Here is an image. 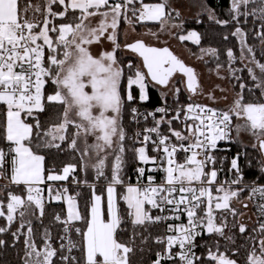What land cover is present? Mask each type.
Wrapping results in <instances>:
<instances>
[{"label":"snow or ice","instance_id":"obj_1","mask_svg":"<svg viewBox=\"0 0 264 264\" xmlns=\"http://www.w3.org/2000/svg\"><path fill=\"white\" fill-rule=\"evenodd\" d=\"M201 10L216 24L232 26L230 35L239 44V57L231 48L225 52L228 77L220 75L225 65L219 62L217 49L201 48L199 54L200 59H215L218 78H228L238 89L225 108L192 101L193 96L204 95L197 73L168 47L143 40L120 42L122 23L134 31L136 23L156 22L160 29L148 33L156 40L163 32L174 35L171 29L183 33L184 21L172 0L154 4L144 0H0V104L6 106L0 125V180L5 181L0 184V219L4 221L0 264H7L4 256L9 248L19 264H204L197 247L206 249L210 264H239L219 250L221 241L235 245L238 238L245 243L233 248L232 255L247 246L244 264H264V183L260 182L264 180V0H230L229 19L224 20L203 4ZM95 16L100 20L93 26ZM178 39L201 42L195 30ZM249 39L258 41L259 58ZM106 41L111 49L93 55L90 47H103ZM121 51L142 58V67L130 59L125 62ZM237 62L243 67H234ZM177 73L182 75L174 80ZM48 84L53 86L50 93ZM150 87L162 88L160 104L142 111L141 106L151 100ZM185 91L188 97L181 102ZM246 94L256 98L249 100ZM207 98L217 100L212 90ZM57 105L62 106L58 122H42L40 114ZM125 118L130 126H137L131 135ZM234 118L242 122L234 124ZM149 120L151 126L139 127ZM174 122L182 128H175ZM241 133L252 137L250 147L262 157L260 175L245 181L240 158L247 152L238 151L230 160L229 177L220 180L227 157L215 155L218 143H242ZM89 137L94 142L89 143ZM128 140L133 142L131 148L126 147ZM181 152L183 162L177 158ZM60 153H78L79 160L65 163L59 172L46 169V155ZM109 157L113 161L110 177L105 174ZM128 164L135 165V185H125ZM90 170L95 179L108 180L106 208L95 185L89 184ZM156 172L164 173L158 183ZM47 181L89 187L92 198L86 203L87 215H82L77 203L80 194L68 195L67 187L54 191L48 185L46 198L41 185ZM117 185H125L119 199L126 203V212L119 208ZM245 192L256 210L251 228L240 219L245 213L232 207V201ZM53 200L66 201L67 212L62 216L53 211L45 224L46 203ZM242 206L247 209L249 204ZM183 217L187 223H168ZM78 221L85 222L86 230L76 226ZM160 224H166L167 234L153 236L149 229ZM57 225L62 227L54 246ZM118 232L129 233L127 242L117 238ZM204 235L209 239L197 245V238ZM152 244L163 247L153 250ZM146 254L147 260L143 259Z\"/></svg>","mask_w":264,"mask_h":264},{"label":"trees","instance_id":"obj_2","mask_svg":"<svg viewBox=\"0 0 264 264\" xmlns=\"http://www.w3.org/2000/svg\"><path fill=\"white\" fill-rule=\"evenodd\" d=\"M153 0H144L145 2H150ZM33 2L35 3L36 0H33ZM229 3L230 0H208V5L209 7L215 12L216 16L221 19H229ZM145 26H147L148 28L151 29H159L160 25L158 23H146ZM123 27V23L120 26V30ZM246 29L249 27L248 25L244 26ZM138 30L141 28V25H139ZM184 29L185 31L182 34H187V31L189 30H195L197 31L200 36H201V42L199 45H194L188 42H183L184 45H186L187 47L193 49V50H199L201 48H213V49H217L219 54H220V58L222 60L226 59V55L225 52L228 48H231L234 51V54L239 57V46H238V42L237 39L235 37H232L230 35L231 31L233 30L232 26H221L219 24H216L214 21L209 20L207 17L202 16L201 18H199L198 20H187L184 22ZM225 35L229 36V39L225 40L223 37ZM121 39V38H120ZM249 43H252L255 45L256 50H257V54H258V58H259V54H260V45L258 43V41H254L252 39H249ZM125 60V62H127V60H132L133 63L136 64V60L133 58H126V57H122ZM264 62V61H262ZM234 66H236L237 68H242V64L237 62L234 64ZM243 75H247L246 72L243 73ZM53 86L51 84L46 85V91L48 93H50L52 91ZM235 91H238V89H235ZM148 94L151 97L150 102L143 104L141 107H154V106H159L160 104V98H159V92L150 87L148 89ZM188 97V94L186 92H183L180 95V100L181 102H184ZM246 98L249 100H253L256 97L250 96L246 94ZM193 101V99H192ZM194 102V101H193ZM169 103H171V100L169 99ZM62 111V106H55L54 110H51L50 112H45V113H41L40 114V119L41 121H48L49 123H57L58 120L56 119V116L59 114V112ZM6 112V106L3 104H0V125L3 124L4 121V114ZM51 115L52 119L49 120V116ZM29 122H32L31 120H29ZM233 123L235 124V118L233 119ZM125 125L128 129V133L129 135L132 133L133 130V126L128 124V120L127 118H125ZM133 146V142L131 140L126 141V147L127 148H131ZM238 151H246L247 152V156L244 157L242 159V169L244 171V179L245 181H251L253 179H255L258 175H260L259 173V165H260V161L262 159V157L260 156V154L252 149L251 147L247 146H242L240 143H235L232 151L230 152H223L221 154H218L217 157L220 158L221 155H227L228 158H232V156H234ZM42 154H44L42 152ZM126 157L130 160L132 157V153L129 151L126 153ZM79 160V154H72V153H60V154H47L46 155V160H45V167L46 169H52L55 168V170L57 172L60 171V169L62 168V166L65 163H77ZM249 162L251 167H249ZM229 162L225 163V173L223 175V179H225L226 177H229L228 174V167H229ZM135 165L134 164H128L125 167V171L123 173L124 176V180H125V185L132 183L134 181V177H135ZM47 174V173H46ZM106 176L111 175L110 169L105 171ZM78 175L83 176L84 174L82 172H79ZM87 179L89 181V184H94L95 185V192L96 193H104L108 184V180L101 178L99 180L95 179V172H92L91 170L89 171L88 175H87ZM260 182H264V180H261ZM68 190L72 195H75L77 193H79L80 195L77 196V202L78 205L80 207L81 213L82 215H87V208H86V203L90 204L91 202V198H92V191L89 187H86L84 185L81 186H77L74 183H71L70 181H68ZM125 185H118L117 189L120 191H126L125 189ZM215 194V193H214ZM247 192L243 193L241 198H246L247 197ZM119 203V208L121 209L122 212H126L127 210V205L126 203L122 200L119 199L118 201ZM46 211H47V215L45 216L44 219V223L48 224L49 221L51 220V213L53 211L55 212H59L61 213L62 216L66 215V208L64 204H57V203H46ZM240 211V210H239ZM242 212V211H240ZM4 223V221L2 219H0V225H2ZM76 226L81 227L82 229L86 230V225L85 222L83 221H79L78 223H76ZM253 226V225H252ZM251 226V227H252ZM15 227V225L13 226ZM62 226L57 225L56 228L53 229V237H54V246L58 245V241L55 240V237H57L59 235V229ZM250 227V228H251ZM149 231L153 234V236L156 235H160L161 234V228L157 227V226H152ZM128 232H118L117 234V238L123 242H127L128 240ZM10 239V237H9ZM78 239H80V237H78ZM209 237L206 235L204 237H202L199 240V245H202L204 241L208 240ZM244 240L241 238L237 239V242L235 245H228L226 244L224 241L220 242V251L221 252H225L227 255L231 256L233 259H236L239 264H244L245 262V258L247 256V246L245 248H242L239 255L233 256L232 255V249L239 247L241 244H244ZM37 244L41 245L42 241L39 239V234L37 236ZM20 249H22V245L19 246ZM152 248L153 250H157L162 248V246L160 245H155L152 244ZM22 251H20V255H22ZM77 255H80L79 253H77ZM197 255L198 256H202L204 257V264H210V262L206 259L207 257V251L204 247H199L198 251H197ZM145 260L148 259V254H146L144 256ZM152 259H155L154 256H152ZM4 260L7 262V264H19V257L16 255V253L9 248L7 253H5L4 256ZM150 264V262H149Z\"/></svg>","mask_w":264,"mask_h":264},{"label":"rangeland","instance_id":"obj_3","mask_svg":"<svg viewBox=\"0 0 264 264\" xmlns=\"http://www.w3.org/2000/svg\"><path fill=\"white\" fill-rule=\"evenodd\" d=\"M157 2H159V0H153V1L145 2V3L154 4ZM202 4L205 7H208L210 10H212L208 5V0H172V6L180 12L181 18L183 19L184 22L187 20H198L202 16L207 17L209 19L208 12H204L201 10ZM99 20H100L99 16L92 17L91 22L93 26H95L99 22ZM146 23H156V22L145 21L142 23H136L134 31L132 30L131 26H129L126 23H123V27L120 31L124 34L121 36L120 42L123 44L125 42H134L136 40H143L148 45H152L156 47H165V46L168 47L187 66L193 67L197 73L198 83L200 84L204 92V95L193 96L192 99L195 103L206 104L214 108H225L231 103V101L234 99L236 95V91L233 89L232 83L229 82L228 78L226 79L218 78L215 72V66L217 63L215 59H213L210 56H204L203 59H200L199 54H200L201 49L193 50L187 47L186 45H184L183 42H188L191 44H194V43L192 41L181 42L178 39V35L182 34L179 29H171V32L174 33V35H169L167 32H163L161 33L159 40L154 39L151 35L148 34L149 30H151L152 32H156L160 28L159 29L148 28L147 26H145ZM139 25H141V28L138 30L137 27ZM194 45H197V44H194ZM111 47H112L111 43L106 41L103 44V47H101L100 45H96V44L92 45L90 47V51L92 52L93 55H98L102 50H110ZM119 55L122 57H126V58L128 57V58L135 59L136 64L142 67V58L138 57L137 55L132 54L127 51H121ZM219 62L225 65V68L221 69L220 75L224 77H228L227 57L225 60H222L219 57ZM245 63H247V61H245ZM181 75L182 74L180 73L175 74L174 80L180 79ZM154 89H156L159 93L162 91L161 87H155ZM221 89H224L225 91H221ZM85 90L89 92L91 91L90 88H86ZM210 90L214 91V94L217 98L216 102H212L211 100L207 98V93ZM224 96H227V100L223 99ZM169 99L171 100L170 97ZM241 122L242 121L235 119V123H241ZM233 136H235V132H233ZM240 141H242V143H240L242 146L250 147V144L252 142V137L248 134L241 133ZM92 142H94L93 138L89 137V143H92ZM112 162H113L112 158L109 157V160L107 162L108 166L105 168V171L110 169ZM91 171L94 172V170H91ZM68 186L69 184L67 186H64L63 188L65 187L68 188ZM117 186H116V195L119 201V197L122 196L125 192L118 190ZM96 194L102 196V206L106 208V201H107L106 190L104 193H101V194L96 193ZM246 200H247L246 198H242L240 200L234 199L232 201V207L244 212L245 209L243 208L242 205L244 202H246Z\"/></svg>","mask_w":264,"mask_h":264},{"label":"built area","instance_id":"obj_4","mask_svg":"<svg viewBox=\"0 0 264 264\" xmlns=\"http://www.w3.org/2000/svg\"><path fill=\"white\" fill-rule=\"evenodd\" d=\"M155 107H157V106H154V107H141V110L142 111H144V110H153ZM189 123H191V121H189ZM133 126V130H132V133L136 130V127L137 126H135V125H132ZM144 126H151V120H149V122H148V124L147 125H145L144 124V122L142 121L141 122V125L139 126V127H141V128H143ZM174 127L175 128H177V129H181L182 128V125L179 123V122H174ZM163 130L165 131V132H167V126H164V128H163ZM131 133V134H132ZM130 134V135H131ZM186 134V133H185ZM234 145H235V143H231V142H227V141H220L219 143H218V151H216V153H215V155L217 156L218 154H221V153H223V152H230V151H232V149H233V147H234ZM221 157H227V160H225L224 161V166H225V163H227V162H229L230 160H231V158L229 159L228 158V156L227 155H221ZM220 157V158H221ZM233 157V156H232ZM178 160L180 161V162H183V158H184V153H179L178 154ZM244 158V156H242L241 158H240V164H241V167H242V159ZM224 173H225V168H224V171L223 172H221L220 174H219V179L220 180H224L223 179V175H224ZM154 175H155V179H156V182L158 183V182H160V180L163 178V176H164V173L163 172H156V173H154ZM146 182V181H145ZM3 183H5V181L4 180H0V184H3ZM137 183V175H136V172H135V177H134V181L132 182V183H129V184H132V185H135ZM261 183H264V182H261ZM48 186V185H47ZM46 186V187H47ZM51 186H53V187H56V188H59L60 187V185H51ZM44 195H45V197H47V191L45 190V192H44ZM75 196H76V194H75ZM76 198H77V196H76ZM249 204H250V206H251V209H252V211H253V214L255 213V208L252 206V202L251 201H249ZM153 214H158V213H156L155 211L153 212ZM254 220H256V217H255V215H254ZM181 222H183V223H187V219H186V217H183L182 218V221H168V223H181ZM157 227H159V228H161V234L160 235H165V234H167L166 232H165V229H166V224H160V225H156ZM204 236H206V235H204ZM203 236V237H204ZM76 239H78V237H75ZM202 237H198L197 238V240H196V243H197V245H199V240L201 239ZM160 246H162V245H160ZM163 247V246H162ZM198 249H199V247H197L196 249H195V251H196V254H197V251H198ZM176 250H178V249H174V251H176ZM168 264H172V262H168Z\"/></svg>","mask_w":264,"mask_h":264},{"label":"crops","instance_id":"obj_5","mask_svg":"<svg viewBox=\"0 0 264 264\" xmlns=\"http://www.w3.org/2000/svg\"><path fill=\"white\" fill-rule=\"evenodd\" d=\"M60 185L59 188H56V187H53V190L55 191L56 189H63L64 186H67L68 185V181H47L45 185H41L42 188H44L46 191H47V185ZM48 194V192H47ZM68 195H72L69 190H68ZM75 196V195H73ZM47 198V197H46ZM77 200V198H76ZM53 203H57V204H64L65 205V208H66V212H67V203L66 201L64 200H61V201H55L53 200L52 201ZM78 203V202H77ZM244 203H248L249 204V201L246 200V202ZM244 213L245 215L243 217H240V219L244 222V223H247L249 225V227H251L254 223H255V220H254V214H253V211L251 209V206L249 204V207L247 209L244 210ZM79 222V221H78ZM76 222V223H78Z\"/></svg>","mask_w":264,"mask_h":264},{"label":"water","instance_id":"obj_6","mask_svg":"<svg viewBox=\"0 0 264 264\" xmlns=\"http://www.w3.org/2000/svg\"><path fill=\"white\" fill-rule=\"evenodd\" d=\"M186 79V78H185Z\"/></svg>","mask_w":264,"mask_h":264}]
</instances>
